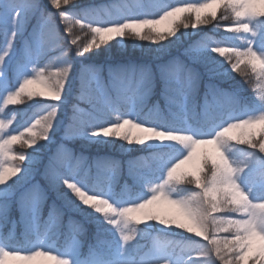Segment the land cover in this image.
I'll return each mask as SVG.
<instances>
[{
	"label": "snow or ice",
	"instance_id": "obj_1",
	"mask_svg": "<svg viewBox=\"0 0 264 264\" xmlns=\"http://www.w3.org/2000/svg\"><path fill=\"white\" fill-rule=\"evenodd\" d=\"M49 3L63 23V35L54 13L39 0H0L3 106L20 104L25 95L51 101L23 124V131H6L11 121L0 119V264H8V258L30 264L37 257L55 264H264V0H180L178 6L138 0L134 5L76 11L61 8L70 0ZM214 5L223 8L220 21L233 20L213 26V30L223 27L227 35L190 44L185 55L203 64L210 78L230 80L233 72L246 77L253 90L250 97L241 95L239 88L227 91L209 84L203 104L197 105L201 76L175 58L157 64L155 71L141 63L82 61L77 72L69 55L73 46L76 57L110 52L115 45L109 41L122 48L128 33L151 41L147 47L134 45L141 51L166 52L191 35L187 31L177 35L179 27L195 31L216 20ZM111 8L117 9L116 16ZM205 9L212 10L202 17ZM186 12L195 14L194 21L178 15ZM158 13V19L145 18ZM30 18L36 25L27 32ZM165 21L170 27L159 30L156 26ZM145 28L148 31L142 35ZM89 32L92 39L82 43L80 33ZM213 54L224 57L228 66ZM74 80L77 102L66 117L64 136L90 142H115L111 137H116L132 145V129H137L141 135L135 143L154 149L129 162V176L139 191L113 190L120 173L115 160L100 158L89 165L65 147L50 151L55 132L65 123L61 115ZM157 83L166 102L164 110L147 103ZM34 84L45 91L30 90ZM114 113H119L115 121L105 119ZM233 130L238 134H230ZM26 134L22 143L30 151L14 153V144ZM46 152L51 154L44 175L68 207L95 225L91 242L83 240L80 222L69 218L65 228L54 205L43 218L46 194L32 179ZM184 165L190 168L178 172ZM184 183L195 189L182 187ZM160 202L179 208L186 222L152 207ZM13 208L19 220H13ZM149 221L163 226L155 236L152 230L157 225ZM12 224L22 225L23 231L14 233ZM173 225L206 243L169 239L175 234ZM177 247L182 254H176Z\"/></svg>",
	"mask_w": 264,
	"mask_h": 264
},
{
	"label": "trees",
	"instance_id": "obj_2",
	"mask_svg": "<svg viewBox=\"0 0 264 264\" xmlns=\"http://www.w3.org/2000/svg\"><path fill=\"white\" fill-rule=\"evenodd\" d=\"M46 1L49 2V0H46ZM119 1L120 0H70L69 5H64L62 3L61 8H69L70 11H76L79 9L88 8L90 6L113 5ZM150 2H151V0H145L144 3L148 4ZM164 2L168 3V4H173V2L180 3V0H164ZM73 5L75 6L74 8L72 7ZM213 8L218 9L216 20H213L211 24L199 25L197 30H195V31H193L191 28L183 30L182 26H181L182 28L179 27L180 29L178 28L177 35H180L181 33L186 32V31L191 33V35L188 37H184L181 42L173 45L166 52L156 53L155 51H141V49L139 47H134V45L143 44L145 47H147L151 42L148 43V41L147 42L141 41L139 37H137L131 33H128L125 35V38H129V40H131L132 43H126L127 41L126 42L123 41V47L121 48L119 42L109 41V44L113 43V45H115V47H111L110 52L102 50L99 53L91 54L89 57L84 58L83 62H85V63H125V62L141 63V64L150 65L153 68V70L155 71V67L157 64L165 63V62L175 58V59H179V60L183 61L185 64L188 65V67L193 66L194 68L199 69L203 75L201 86H200L201 88L199 89V92L195 97L197 105L203 104L205 92L207 91V85H209V84H216L218 87L223 88L227 91H233L234 89L239 88L242 90L241 95L250 97L253 95V90L248 85L246 77L240 75L238 72H233L232 73L233 79H230V80L229 79H221L219 77L210 78L208 75V72L206 71L205 66L203 64L193 62L191 59H189V57L187 55H185V49L190 44H194L196 42H199L203 38H211V39H215L218 41L222 38L223 35H227V33L225 32L223 27L219 30H213V26L217 23V21H220V17L224 14L223 8L220 7L219 5H214ZM211 10L212 9L203 10L201 12V16L203 17L205 15V13H207ZM53 13H54V21L61 28V34L63 35L64 34L63 33V23L60 21V18L58 16L57 11H55ZM101 15H105V13L101 12ZM178 15L186 21L187 20L194 21V19H195V14L192 12L180 13ZM220 22L222 25L223 24H230L233 22V20L230 18L228 21H220ZM34 23H36V19L31 18L29 20L28 25L26 26L27 32L31 31V27ZM94 26H98V25H94ZM77 31H78V29H77ZM147 31H148L147 28L142 29L141 30L142 35L146 34ZM197 33H199V34H197ZM80 34H81V42L82 43H86L92 39V34L90 32L87 35H84L83 33H80ZM97 39H99V37H97ZM169 39H173V37H169ZM18 46H20V44H18ZM222 46L227 47L228 45L224 44ZM74 47L75 46H73V51L70 52V56L72 54H74ZM101 47L106 48L107 45H102ZM119 49H121V50H119ZM92 51H96V50L93 49ZM213 55L217 56V58L220 60H224V57L219 56V54H213ZM224 63H225V67H227L228 63L226 60H224ZM74 67L77 70L78 65H75ZM241 67H244V65H241ZM157 81H159V74L158 73H157ZM74 84H76V83H74ZM74 93H75V91H74ZM69 99L77 102L75 100V97H73V96H70ZM160 99L162 100V102L164 104V107L162 109V110H164L166 107V102L163 101V96L161 95L159 83H157V86H155V91L153 92L152 96L147 101L148 106L151 107L153 105H156L157 107H159L160 103H161ZM21 100H22V102L20 104L7 106L5 111L8 113L9 110H11V109L15 110L17 113V116H19V118H20V117H22V112H24L23 109H25L26 107L29 108V107L35 106V104L45 102V101H49V100H45L42 97H33L32 99H29L26 95L22 96ZM80 105L87 107V105H85L83 103H80ZM118 115H119V113H114V116L116 118ZM258 129H259V126L257 128V131H258ZM58 133L59 132L57 130L55 132L54 137H53V143L50 146L51 152H54V150H55L54 146H56V144L58 143V142L56 143V140L54 139ZM235 134H238V132ZM122 135L123 134H121V136ZM27 138H28V136L26 134L24 137L21 138V141H18V142H16V144H14L13 149H12L14 153L19 154L20 152H24L25 154H27L30 151L28 145L22 143V141L24 139H27ZM111 139L115 140V137H111ZM40 142L43 143V141H40ZM66 143L68 145V146H66L67 149H69L70 151L72 150V152L75 155L87 156L88 160L90 162L89 164H92V161H91L92 159H89L92 157V158H96V159L97 158L98 159L108 158V159L117 161L119 164L127 165L131 161H134V160H137L138 158H142L144 156H147L149 152L154 150L151 147H148L147 145L136 144L135 141L133 142L132 145H129L127 143V141H124L121 138H119V142H107V141H104V142L91 141L90 142L86 139H71V140H69V142L67 141ZM121 145H123V147H121ZM49 154H51V153L46 152L44 157H42V162L37 165V171H36L37 173L40 170L41 164L44 163L46 155H49ZM93 160H95V159H93ZM13 163H15V162H13ZM188 168H190V165L186 166L184 170H186ZM40 180H41V178H40ZM42 182L44 183L46 190L49 191L48 196L46 197L45 203H44L43 208H42L43 218L44 219L48 218L49 209H51L53 205L56 208L58 206L60 209L62 208L65 212H67V214L74 216L76 218V220L78 222H80V224H83V228H84L83 239L86 243L91 242V240L95 234V225L92 223H89L81 213L77 212L75 209L68 207L65 204V202L60 198L59 192L54 191V189H52V186L48 182H45L44 180H42ZM182 187H188V188L195 189L194 184L188 185L187 183H184L182 185ZM125 188L131 189L133 191L139 190L137 187L134 186L132 179L127 174L123 173V175H121L119 177V182L115 186V190H116V192H123L125 190ZM61 191H66V189L62 188ZM155 207H157V205ZM12 216H15L19 220V212L17 209L13 208ZM146 223L157 225V228L155 230H152L153 236L156 235V232L158 231V229L160 227H163V226L159 225L158 222H156V221H149ZM21 226L22 225H19V228ZM143 226L144 225L142 224L139 227H143ZM65 228H66V225H65ZM172 231L175 234L171 235L169 237V239H172L175 241H182V240H185L187 238H190L191 240H199L201 242L203 241V239L201 237H196L194 234L188 233L184 229L176 228L175 225L172 226ZM60 242H63V241L61 240ZM141 243H143V241H141ZM204 243H206V241H204ZM176 254H182L181 249L179 247L176 248ZM193 255H195V253H193ZM8 264H11V263H8ZM15 264H17V263H15Z\"/></svg>",
	"mask_w": 264,
	"mask_h": 264
},
{
	"label": "rangeland",
	"instance_id": "obj_3",
	"mask_svg": "<svg viewBox=\"0 0 264 264\" xmlns=\"http://www.w3.org/2000/svg\"><path fill=\"white\" fill-rule=\"evenodd\" d=\"M39 2L41 3V4H43L46 8H47V10L48 11H50V12H55V11H57L55 8H53V7H51V5H50V3L49 2H47L46 0H39ZM138 2V0H120L119 2H116L115 4H131V5H134V4H136ZM139 2H141V3H144L145 2V0H139ZM114 5V4H113ZM172 5H176V6H178L179 5V3H177V2H173V4ZM110 12H111V14L113 15V16H116L118 13H117V9L116 8H111L110 10H109ZM145 18H148V19H158L159 18V13L157 14V15H155V16H148V17H145ZM31 19V18H30ZM36 25V23H34L33 25H32V27H31V31H32V28L34 27ZM159 30H164V29H166V28H168V27H170V25H169V23L167 22V21H165V22H163V23H161V24H159V25H157L156 26ZM180 28H182V27H180ZM179 28V29H180ZM183 30H184V28H183ZM30 31V32H31ZM123 41L124 42H126V43H132V41L131 40H129V38H125V37H123ZM136 42V41H135ZM147 42V41H146ZM149 42H151V41H148V43ZM22 43V42H21ZM0 44H3V36L2 35H0ZM17 47H19L18 46V44H17ZM70 55V54H69ZM71 59H72V61H73V63H74V66L75 65H78V68H77V72H78V70H79V67H80V64H81V62L83 61V59H84V57H76L75 56V52H74V54H72L71 56ZM48 61L47 60H45V61H43V63H47ZM85 63V62H84ZM189 68H191L194 72H197V73H199L200 74V76H201V82H202V77H203V75H202V73L200 72V70L199 69H197V68H194L193 66H189ZM14 82V81H13ZM201 82H200V85H199V89L201 88L200 86H201ZM74 83H76V81L74 80L73 81V93H72V95L71 96H73V97H75V95H76V93H74V91H75V85L76 84H74ZM209 84V83H208ZM29 88H30V90H32V91H36V92H43V91H45V89L43 88V86L42 85H39V84H34V85H30L29 86ZM199 89H198V92H199ZM155 91V86H154V88H153V92ZM152 92V93H153ZM198 94V93H197ZM4 95H6V93L4 94ZM150 97V96H149ZM149 99V98H148ZM163 101H165L164 100V98H163ZM160 106H159V108L160 109H163V107H164V104H163V102H162V100L160 99ZM48 103H51L50 101H45V102H41V103H38V104H35V106H33V108L30 110L28 107H26L25 109H23V113H22V116H24L25 117V120L23 121V122H19L20 121V118L17 116V113L16 112H13L14 110H11L10 112H8V113H6L5 112V110H6V107L7 106H9V105H7V106H3V101L2 100H0V106H3L4 107V111H3V113H0V119H6V120H9V121H11V123H9L8 124V126H7V128H6V131H11L13 128H17L18 130H20V131H23V124L27 121V120H29L31 117H33L34 115H36V114H39V112L42 110V108H43V106H45V105H47ZM73 103H76L75 101H72V100H70V99H68V102L64 105V108H63V112H62V115L60 114V113H58V115H61V119H63L64 120V122L65 123H61V125H60V127L57 129L58 130V134L55 136V140H56V146H54L55 147V150H54V152L56 151V147L57 146H62V147H66V146H68L67 145V141L69 142V140H71V139H69V138H67V137H65L64 136V127L66 126V117L68 116V115H70L71 114V111H72V104ZM80 107H82V108H86V107H84V106H82V105H80ZM105 119L106 120H108V121H115L116 120V117L114 116V114H112L111 116H108V117H105ZM107 126V125H106ZM128 127L129 126H125L124 128H122V129H120V133L121 134H123L124 132H126L127 130H128ZM257 128H258V126H257ZM238 132V130H233V132L232 133H230V134H235V133H237ZM12 134H17L16 132H13ZM138 135H141L140 133H139V131L137 130V129H132V136H133V142L135 141V138H136V136H138ZM115 142H119V138H116L115 137ZM147 143V142H146ZM146 145V144H145ZM148 146V145H147ZM149 147V146H148ZM67 148V147H66ZM53 149V148H52ZM69 150V149H68ZM72 151V150H71ZM50 155V154H49ZM47 156L48 155H46V158H45V160H44V163L43 164H41V166H40V170L38 171V173L36 172V173H34V177H33V179H32V183H35V184H38L44 191H45V194H46V197L48 196V190H46V187L44 186V183L42 182V180H44L45 182H48L49 183V181H48V179L45 177V175H44V166L48 163V159H47ZM84 157V160L86 161V163L88 164L89 163V160H88V157L87 156H83ZM89 159H92L91 161H92V163L95 161V160H97L96 158H89ZM93 159H95V160H93ZM43 165V166H42ZM90 165V164H89ZM128 165L129 164H127V165H123V164H120V173H119V175L117 176V178H116V182H115V184L113 185V190L114 191H116L115 190V186L117 185V183L119 182V177L121 176V175H123V173H125V174H127L128 176H129V171H128ZM186 166H188V165H184V166H182L181 167V169H179L178 170V172H180V171H183L184 169H185V167ZM130 177V176H129ZM40 178H41V180H40ZM131 178V177H130ZM50 184V183H49ZM52 189H54V191H57L55 188H53L52 187ZM157 205V207H155ZM156 205H153L152 207L153 208H156L162 215H164V216H166V217H168V218H174V219H176L178 222H181V223H183V222H186V220H185V217L183 216V214L181 213V211H180V209L179 208H177L175 205H171V204H168L167 202H160V203H157ZM43 208V207H42ZM57 209L59 210V212H60V221H61V223H62V225H67V222H68V220H69V218H71L72 220H74V221H77L76 220V218L74 217V216H72V215H70V214H67V212H65L62 208L60 209L58 206H57ZM49 211H50V209H49ZM13 217V216H12ZM13 220L14 221H16L17 219L15 218V217H13ZM82 226H83V224H82ZM10 230H12L14 233H16L17 232V228H18V225H16V224H12V225H10ZM22 230V229H21ZM0 231H2V229H0ZM84 240V239H83ZM201 242V241H200ZM62 243V242H61ZM201 243H204V241H202ZM59 246V245H58ZM177 255H180V254H177ZM8 263H11V264H15V263H17V264H23V262H20V261H17V260H14V259H12V258H8ZM30 264H55V262L54 261H52V260H50V259H48L47 257H37L34 261H32V262H30Z\"/></svg>",
	"mask_w": 264,
	"mask_h": 264
}]
</instances>
